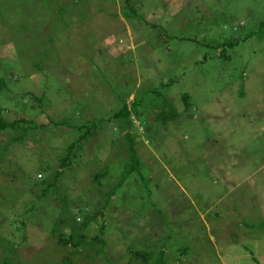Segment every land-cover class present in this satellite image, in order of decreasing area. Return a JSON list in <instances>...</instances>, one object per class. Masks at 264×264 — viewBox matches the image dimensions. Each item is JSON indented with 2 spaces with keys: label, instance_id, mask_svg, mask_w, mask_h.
<instances>
[{
  "label": "rangeland",
  "instance_id": "1",
  "mask_svg": "<svg viewBox=\"0 0 264 264\" xmlns=\"http://www.w3.org/2000/svg\"><path fill=\"white\" fill-rule=\"evenodd\" d=\"M131 1L134 17L123 0H65L58 14L51 1L0 0L5 119L48 127L21 145L8 144L17 133L0 134L8 149L0 160V264L10 245L12 264H64L69 250L57 245L53 226L82 228L86 214L95 219L80 232L86 253L73 264H140L127 249L153 257L163 250L167 264H264V0ZM164 101L178 113L174 122L156 116ZM124 103L147 113L137 121L143 133L130 130L145 168L103 210L127 160L126 151H109L110 139L126 144L108 118ZM99 119L107 121L57 184L67 201L39 199L37 177L48 181L58 169L78 135L71 127ZM101 212L104 256L91 243ZM59 231L70 232L65 224Z\"/></svg>",
  "mask_w": 264,
  "mask_h": 264
},
{
  "label": "trees",
  "instance_id": "2",
  "mask_svg": "<svg viewBox=\"0 0 264 264\" xmlns=\"http://www.w3.org/2000/svg\"><path fill=\"white\" fill-rule=\"evenodd\" d=\"M42 1H51L52 5H51V9L55 11L58 14V11L60 12L62 10L61 6H63V3L65 0H42ZM55 1V2H54ZM124 2V8H125V13L126 16L128 17H134L137 16V9L136 7H134V5H131L130 3L132 2L131 0H123ZM49 10V11H50ZM260 30H264V23L261 25ZM160 36V35H159ZM166 38H169L166 36ZM237 44V40L236 41H229L226 46L228 48H232L235 47V45ZM220 45L217 46L216 48L219 49ZM221 55L219 57L225 56L224 52H220ZM162 86V85H161ZM159 89V88H158ZM7 90V83L5 82V80L3 78L0 77V99L2 97V92ZM153 94H156L155 91H153ZM158 96V95H157ZM35 102L40 105L43 100H44V96L41 98H34ZM183 107L185 110H187L190 106V98L188 95H182L180 98ZM132 103V102H131ZM131 103L127 104L124 103L122 105V107L114 112L112 115H110L108 118L111 120H113L114 122L117 123L116 127L113 129V132H119L120 134L123 135V139L125 141V145L123 146L122 144H116V142L114 140H109V146H110V150H116L117 152H121V156L122 153H124L126 151V156H127V160L124 161V165L122 163H120L119 165L122 166V172H121V182L110 188V190L105 194V203L102 207V209L104 210L107 206L108 203L110 201V198L113 197L116 193V191L118 190L119 187L122 186V184L124 182H127L131 179L132 175H137L139 177H141V171L144 167L143 163L141 165V160H139L140 158L137 156V153L135 151V135L130 133V130L133 128V125L135 124V122L139 121L141 116L146 115L147 113H139L136 114L135 112H133V107L131 106ZM138 103L136 102V105ZM134 105V104H132ZM5 110L1 104L0 101V134L2 133H6V132H15L17 133L16 136H13L10 138L8 144L9 146L13 145L15 143V145L18 144H23L27 134L29 133H33L36 131H44L46 130L48 127L43 126V125H37L34 121L32 120H26V119H15L12 121H7L5 119ZM7 111V110H6ZM163 112V113H162ZM156 116L160 117L162 121H167V122H174L175 119L178 118V113L177 111L173 108L172 104L170 102L164 101L162 105H157V109H156ZM107 118V119H108ZM151 119V118H150ZM158 119V118H157ZM107 120L104 119H99L95 122H90L87 124H82L79 126H72L71 129L72 130H77V137L71 142L69 143V145L65 148L63 155L59 158L58 161V169L53 172L51 174L50 179L44 180L43 175L39 174L38 175V181L40 183V185L43 187L40 195L38 196L39 199L43 200L46 199V202H49L52 200L60 201L62 199H60L57 195H58V191L60 196L64 195L61 193V189L62 187L57 186L59 179L62 177L63 173L66 171H70L71 169H73V166L76 164L77 159L80 157L81 154H84V146L86 144H88L89 142L92 141V139L94 137L97 136L98 134V130L99 127L101 126V124L103 122H105ZM51 125H53L54 127H58V126H64V123H54L52 120L49 122ZM139 123V122H137ZM124 148H126L125 150H123ZM7 148L6 145L5 146H1L0 145V160H2V158H4L5 153L7 152ZM112 154H115L114 152H111ZM125 154V153H124ZM109 158H110V154H108ZM97 160V159H96ZM109 161L111 162V158L109 159ZM111 166V165H110ZM110 166H108L107 170L110 168ZM145 168V167H144ZM22 172V171H20ZM107 176V175H106ZM98 177H93V181L95 180V182L97 181ZM97 187L99 188V191H102V186H101V181L97 182ZM56 189V190H55ZM58 189V191H57ZM50 192V197L46 198L48 195V193ZM66 198V194L65 196H63V199ZM63 202L67 201V199L62 200ZM59 204V203H58ZM89 214H86L85 216L83 215V217L86 219L85 222L83 223V227L80 228L79 224H74L71 222V226L69 225V222H66L65 220H60L55 226H53V229L51 231L52 237L56 240L57 245L62 248V249H68V256L64 258V264H73V259L74 257H77L79 255H83L86 253V249L85 247L87 246V242L85 240L86 236L83 234H80L81 231H86L88 229V225L90 223L91 220L95 219V216L92 217V219H89ZM98 216L100 217V225L98 226V236H96L95 238H93L91 240V243H93L97 249V253L101 256H104V248L106 243L104 242V240L102 239V236L104 234V227L106 224V220H104V214L103 212L99 213ZM73 219V218H72ZM71 219V220H72ZM64 224L66 225V228H68V230L70 231L68 234H65L61 231H59V229L62 227H64ZM259 227H263V225H259ZM11 249L9 251V255L10 256H5L1 262V264H12V255L15 253V248L16 247H12L10 245ZM248 251V250H246ZM127 252L129 253V256L132 259H137L140 260V264H149L151 259H154V263L152 264H167V261L165 259V252L163 250L158 251V253L156 254L155 257L152 256V254H150L149 252H145V251H134L131 249H127ZM249 253V252H248ZM252 258L254 259L252 253H249ZM107 261V260H106Z\"/></svg>",
  "mask_w": 264,
  "mask_h": 264
},
{
  "label": "clouds",
  "instance_id": "3",
  "mask_svg": "<svg viewBox=\"0 0 264 264\" xmlns=\"http://www.w3.org/2000/svg\"><path fill=\"white\" fill-rule=\"evenodd\" d=\"M139 124H140V123H139ZM139 124H138L137 122H135V125L138 127L139 132H140V133H143V127H142V126L139 127ZM146 142H147V141H146Z\"/></svg>",
  "mask_w": 264,
  "mask_h": 264
}]
</instances>
